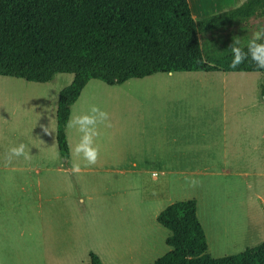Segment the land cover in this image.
Masks as SVG:
<instances>
[{"label": "crops", "instance_id": "obj_1", "mask_svg": "<svg viewBox=\"0 0 264 264\" xmlns=\"http://www.w3.org/2000/svg\"><path fill=\"white\" fill-rule=\"evenodd\" d=\"M188 3L197 20L243 4L241 0H188ZM214 73L226 72L157 73L141 79H131L121 85H108L106 91L114 93L118 98L121 94L129 97L128 101L123 100L121 115L110 118L111 127H105L108 132L106 143L113 147L106 145L105 149L99 142L100 158L96 165L84 167L82 161L76 162L81 163L82 170L79 174L116 172L124 177L129 176L133 186L127 192L130 194L127 197H106L101 189L103 178L99 176L96 181L92 178L95 181L93 184L99 189L92 190L93 193L87 195L88 204L82 214L85 220L119 219L122 214H153L157 220L168 206L196 199L197 215L205 234L206 224L209 227L216 224L220 218L218 214L230 221L224 227L227 234L236 228L246 227L243 237L235 235L230 242H219L214 232L211 239L215 243L212 249L215 256L211 254L212 258H222L219 253L230 248L239 251L227 253L224 257L256 246L252 245V239L258 233L259 237L264 238V221H261L263 215L260 214L261 204L264 206V187L260 191V182H250V170L264 167V114H244L252 105L241 100L235 106L233 101L229 102L225 93L221 105L218 104L215 93H212L216 90V85L210 82V76ZM196 80L201 83L188 82ZM88 87L89 83L79 99L86 95ZM96 97L93 88L87 98L91 101ZM253 105L264 110V99H256ZM66 133L68 143L72 145L68 130ZM101 138L103 141L104 137ZM19 144L20 142L17 146ZM7 151L0 171L2 180L7 179L5 198L9 201L14 196L17 209L12 214H0V232H4L3 236L8 238L21 236V239L15 238L16 240H25L26 235L35 234V240L41 243L34 249L38 254L41 252L49 255L48 258L55 257L59 261L71 258L73 253H67L61 241L72 238L74 234L64 227L59 244L53 235L58 234L59 223L62 226L69 223L72 214H55L53 208L56 207L52 204L54 197L45 198L49 201L45 214H26L27 171L37 172L35 176L38 178L51 172L46 176L51 184L53 177L68 181L74 177L69 162L71 155L56 166L46 165L45 168L35 170L26 165L23 157L13 158L11 164L6 166ZM153 173L156 174L155 177ZM185 177L189 180L183 182ZM192 179L198 181L195 187L190 183ZM11 184L12 196L9 195ZM145 192L150 196H143ZM223 194L226 198L220 200ZM78 200L84 202L83 197ZM29 216L33 217V230L28 223ZM80 227L83 229L82 225ZM206 237L208 238L207 234ZM242 245L246 247L238 249ZM210 249L208 246V251Z\"/></svg>", "mask_w": 264, "mask_h": 264}, {"label": "trees", "instance_id": "obj_2", "mask_svg": "<svg viewBox=\"0 0 264 264\" xmlns=\"http://www.w3.org/2000/svg\"><path fill=\"white\" fill-rule=\"evenodd\" d=\"M264 16V0H245L234 9L195 19L188 0H0V76L49 83L74 75L61 90L57 143L70 157L65 123L91 80L121 85L157 73H263L247 60L230 68L233 28ZM231 32L230 36L222 34ZM215 39L202 42V37ZM264 99V82L261 85ZM157 222L169 231L171 250L152 264H264V242L218 259L208 254L197 200L176 202ZM88 264H103L94 253Z\"/></svg>", "mask_w": 264, "mask_h": 264}, {"label": "rangeland", "instance_id": "obj_3", "mask_svg": "<svg viewBox=\"0 0 264 264\" xmlns=\"http://www.w3.org/2000/svg\"><path fill=\"white\" fill-rule=\"evenodd\" d=\"M262 26H264V16L252 18L242 26L234 27L232 29L233 35L238 36L242 33L251 38L252 33ZM230 33L227 32L222 36L228 38ZM201 39L204 43L214 40L215 37L207 35ZM210 78V82L216 85L214 88L216 90L212 93H215L218 104L221 105L224 99L223 93H225L229 102L233 101L235 106L241 100L248 101L249 105H252L244 114H264L262 107L253 105L256 99H262L263 73H214ZM73 79L74 75L72 74H57L53 81L42 84L0 76V166L4 164V153L11 147L17 146L18 142L26 145L25 151L31 157L30 160L26 161V165L31 166L30 169L45 168L46 165L53 167L58 163L65 162V159L60 156L57 143V106L61 90L69 86ZM188 82L201 83L200 80ZM108 87L99 80H91L88 87L89 91L78 100L72 111L74 110L76 113L86 112L91 105L95 104L107 111L110 118L117 114L121 115L120 108L123 100L128 101L129 97L127 94L123 97L121 94L118 98L114 93L106 91ZM93 88L97 97L90 101L87 97ZM117 93L119 95L121 90ZM44 126L50 127L53 133L51 135L44 134ZM68 135L71 144L74 146L78 140V134L74 130H68ZM107 135L108 132L105 127L101 126L100 136L97 138L98 146L101 142L105 149L106 145L113 147L112 144L106 143ZM101 137H104L103 141H101ZM38 165L40 167H36ZM36 173L35 171H27L26 175V214H45L49 204L45 198L54 197L52 204L58 210L53 208V212L55 214H72V216L69 217L70 221L66 226H62L60 223L57 225L59 232L53 237L59 244L62 229L65 227L70 230L74 236L62 240L61 245L67 253H73V255L64 261L55 260V257L48 258L49 255H44L41 252L38 254L34 250L41 245L35 240L37 237L35 234L26 235L25 240H20L21 236L16 235L8 238L3 236L4 232H0V264H88L91 253L96 254L103 264H152L171 250L166 244L169 231L157 222L153 214H122L119 219L102 218L98 221H87L82 216L84 207L88 204V193H93L92 190L97 191L99 189L93 184L99 176L103 178L104 182L101 188L103 195L116 198H121V196L124 198L130 195L127 192L129 193L133 184L129 176L124 177L116 172L74 174V177L68 181H61L59 178L53 177L51 184L46 180L47 174L51 172L45 173L43 171L45 174L41 178L36 177ZM250 173H252L250 182H260L259 188L262 191L264 167L259 166L255 170H250ZM93 175L95 177H92ZM92 178H95V181L91 180ZM6 180H2V172L0 171V214H4V212L12 214L17 209L16 200L14 201V196H12L13 184L9 185V195L12 197L9 201L5 198ZM188 180L185 177L183 182ZM255 187L258 188L257 185ZM103 188L107 190L105 191ZM143 196L148 197L150 195L145 192ZM79 197H83L84 202H80ZM225 198L226 196L223 194L220 200ZM260 214L263 215L261 217L263 222L264 206L262 204ZM106 215L108 216V214ZM218 216L220 218L216 224H212V227H209L208 223L206 224L207 242L211 248L208 251L210 256L211 254L215 256L212 250L215 243L211 239L214 232L219 242H230L235 235L243 237V231L246 229V227H239L227 234L224 227L230 221L223 218L221 214ZM79 222L84 230L80 227ZM28 223L33 230L35 224L32 216L28 217ZM78 227L80 228L77 230ZM259 227L261 230V225ZM259 236L258 233L257 237L252 239V245L257 246L264 242V238ZM15 238L20 239L16 240ZM245 247L242 245L238 249L242 250ZM237 251L239 250L230 248L223 250L219 256L224 257L227 253H238Z\"/></svg>", "mask_w": 264, "mask_h": 264}, {"label": "clouds", "instance_id": "obj_4", "mask_svg": "<svg viewBox=\"0 0 264 264\" xmlns=\"http://www.w3.org/2000/svg\"><path fill=\"white\" fill-rule=\"evenodd\" d=\"M243 3V0H241ZM240 5H236L239 7ZM231 56L230 68L236 69L245 61L250 60L258 70H264V26L252 33L251 39L246 46L241 45L238 37L233 38L227 51ZM111 127L109 113L99 106L93 104L86 112L76 113L71 111L68 120L65 123L66 130H74L78 134V140L75 145H69L72 159L71 172L79 174L82 170V161L84 167L96 165L100 158V148L97 145V138L100 136V128ZM43 133L51 135L53 130L43 127ZM26 145L21 143L18 146L11 147L5 154V165L11 164L13 158L23 157L26 161L30 160V155L25 151ZM153 173V177H155ZM191 185L195 187L198 181L192 179Z\"/></svg>", "mask_w": 264, "mask_h": 264}]
</instances>
